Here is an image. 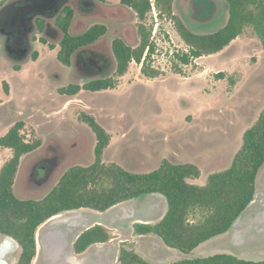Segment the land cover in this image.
<instances>
[{"label":"rangeland","instance_id":"rangeland-1","mask_svg":"<svg viewBox=\"0 0 264 264\" xmlns=\"http://www.w3.org/2000/svg\"><path fill=\"white\" fill-rule=\"evenodd\" d=\"M3 1L7 4L11 0ZM97 1L101 3V9L91 20L75 13L70 34L80 35L96 24H103L108 31L100 41V48L112 51L115 39H122L129 46L136 47L139 38L136 28L138 21L134 12L122 6L120 0ZM193 1L196 0H176L174 3L175 14L181 17L191 31L211 34L226 25L229 13L226 14L225 3L215 0V7L208 13L202 9L195 13ZM222 1L227 4L226 0ZM216 7L219 8V13L216 12ZM156 32L160 51L156 56L155 66L164 70L165 76L148 79L142 74L139 65L131 63L124 76L116 77L114 62L107 75L116 81L115 88L107 92L84 91L75 102L68 96L60 95L57 88L71 83L83 86L90 81L78 80L74 76V68L65 66L58 60L59 42H51L38 32L34 40L40 41L33 44L30 57L21 65V70L17 71L0 38V136L34 111L33 123L37 124L38 133L29 125L23 129V135L29 142L40 138L44 144L43 149L39 148V151L37 149L30 153L23 160V164L21 162L14 187L18 198L25 200L37 197L34 193L35 185L29 183L36 157L41 154L50 159L62 153L58 148H45L51 145L53 136L60 137L64 146L74 142L77 136L82 141L87 139L85 130L68 126L64 122L65 118L78 122L79 113L94 114L104 125L107 123L104 121L107 116H126L125 124L136 126L132 136L157 138L153 144L135 139L129 144L131 148L124 147V155H121L123 162H118L131 171L148 173L160 167L164 160L172 161L175 155L181 163L199 164L204 177L208 178L212 173L221 171L213 170V156L219 154L231 161L234 159L242 147L245 131L255 124L264 109V49L260 40L251 29H247L222 52L203 61L205 67L221 72L233 71L228 75L237 80V85L231 88L226 80L218 81L213 74H202L198 63L196 68L185 67L186 77L175 74L170 61L172 52L184 51L186 46L182 45L169 21H159L155 27ZM164 34L169 36V41L164 39ZM36 49L42 54L34 61L32 54L37 52ZM4 83L12 89L10 101ZM67 105L70 107L65 109ZM18 108L24 117L17 116ZM202 114L207 115L206 119L195 121L190 127L188 122ZM116 129L120 130V126H116ZM206 130H214L215 133L207 134L204 132ZM224 131H231L232 134L224 135ZM84 134L86 137L82 136ZM165 137L170 139L166 140ZM239 139L240 146L237 149ZM89 144L86 147L87 152ZM60 157L62 158L61 155ZM40 169L45 173L44 167ZM44 183L46 185L48 181ZM4 239L5 236L0 235V242ZM174 251L176 253L172 262L179 261L177 259L180 256L181 260L188 259L184 257V253ZM211 254L199 253L198 257H209ZM252 254L257 255H251L254 257L246 260L264 261V247L253 250ZM19 255L20 248L16 243V250L7 258L8 264H17ZM45 257L44 254L40 259H35L34 264H43Z\"/></svg>","mask_w":264,"mask_h":264},{"label":"trees","instance_id":"trees-1","mask_svg":"<svg viewBox=\"0 0 264 264\" xmlns=\"http://www.w3.org/2000/svg\"><path fill=\"white\" fill-rule=\"evenodd\" d=\"M176 0H120L122 6L131 9L137 18L139 44L129 46L122 39H115L112 50L116 61L115 76H124L131 63L141 67L148 79L165 76V71L155 66L159 53L155 27L159 21H169L188 48L171 55V68L175 74L185 76V67L196 68V60L218 54L233 41L251 29L264 49V0H226L229 19L226 25L211 34H197L175 14ZM4 1H0V8ZM155 14L157 16H155ZM74 12L69 7L58 19L57 25L64 37L60 43L58 60L70 67L75 52L104 37L108 28L96 24L80 35H72L69 27ZM43 31V24L40 32ZM169 41V36L164 34ZM44 43L45 40H43ZM54 49L53 46H51ZM39 54L33 55V60ZM16 70L20 67L16 66ZM216 80H227L231 88L237 80L225 72L215 74ZM116 81L109 75L83 86L71 84L59 92L75 96L80 91H106L114 89ZM4 88L9 93L8 85ZM79 119L96 135L95 161L92 165L69 168L52 191L41 200L20 199L15 194V183L21 160L41 147L40 140L26 141L23 121L15 123L0 137V147L13 151V157L0 170V235L13 239L20 248L17 264H34L37 256V233L48 220L64 212L93 209L106 211L125 201L159 193L168 202V212L157 224H136V235L154 234L173 249L190 253L202 243L227 233L236 220L255 200L257 178L264 166V109L255 124L245 131L243 144L229 168L215 172L204 186L190 184L197 179L200 169L190 163L179 164L164 160L160 167L149 173H132L117 164H105L103 155L109 146L110 135L94 116L82 113ZM113 238L103 226L84 231L74 243L76 254H82L94 244L106 243ZM120 264H151L135 250L124 244L120 249ZM171 264H264V261L240 259L229 254H216Z\"/></svg>","mask_w":264,"mask_h":264},{"label":"crops","instance_id":"crops-1","mask_svg":"<svg viewBox=\"0 0 264 264\" xmlns=\"http://www.w3.org/2000/svg\"><path fill=\"white\" fill-rule=\"evenodd\" d=\"M219 1L221 3H225L227 7L225 1L222 0ZM214 3H216L215 0L193 1L192 2L193 11H195V13L196 12L198 13L199 12L198 10L202 9V11H206V13H208L215 7L216 4ZM216 12L219 13L218 7H216ZM227 13H228V9L226 8V14ZM180 41L182 45L186 46V44L183 42L182 39ZM58 52L59 51H57V56H58ZM37 53L39 54L38 56L39 59L42 53L39 50L37 51ZM205 59H207V57H202L196 60V63H198L201 70L200 72L202 74L206 73L210 75L211 74L215 75L221 72V70H215L210 67H205L203 65V61ZM21 68L22 66L17 71H20ZM232 72H225V73L228 74ZM220 81H224V80H220ZM69 85L70 84L57 88L58 93L60 95H63L59 92V90L68 87ZM8 89H9V93L7 94V96L10 101L12 89L10 86H8ZM107 91L108 90L104 92ZM82 92L84 91H80V93H78L75 96H68V95H63V96H68L69 98L74 99L73 101L75 102L77 101L75 99L79 97ZM69 107L70 105H67L65 109H68ZM80 114L81 113L77 114L78 122H72L68 118L67 119L65 118L64 122L68 126H74L76 129L85 130L84 133L86 134L87 137L85 136V134L82 136L86 137L87 139L83 140L84 141L83 142L81 138L78 139L77 136L76 138H74L73 140L74 142H72L70 145L64 146L60 137L58 136L52 137V141H56L57 143H59L61 147L60 149L62 150V153L60 152L58 156L60 157L61 155L62 158L61 157H60L61 159L59 157L56 158L54 171L48 183L46 185L41 184L34 187L35 188L34 193L35 195H37L36 199L34 200H41L45 198L52 191V189L58 184L61 177L69 168L73 166L87 167L94 163L95 147L97 144L96 135L86 123L82 122L79 119ZM204 114L199 116V118L193 119L192 122L187 121L189 126L190 127L191 125L193 126L195 121H201V120L204 121L207 117V115L204 116ZM17 116L24 117V114L21 112L19 108L17 109ZM93 116L111 137L109 146L104 151L103 162L105 164H117L126 171L132 173H139L136 171L128 170L125 167V165H123V163L122 165L121 163H119V162H123L121 155L122 154L124 155V153H122V151L126 147H130L129 144L130 143L132 144V142H134L135 139H139L144 143L153 144L157 138L155 136L150 137L144 135L132 136V134L136 130V126L135 124H125L126 116H122V115L116 116L115 114L110 115L109 118L107 116V118H104V121L107 122L106 125L102 124L100 120L96 117V115L93 114ZM21 121L25 123L24 128H27V126L32 125L36 133H38L37 131L38 126L37 124L33 123L34 111L30 112ZM116 126L118 127L120 126V130H117ZM8 131L9 130H7L6 133ZM204 132H207V134L215 133L214 130H206ZM230 132L231 131H224L223 134L230 136L232 134ZM22 134H23V130H22ZM165 139L169 140L170 138L165 137ZM38 140L41 141L40 149L41 148L43 149L44 144L42 140L40 138H38ZM88 143L90 144L88 148L89 151L87 152L86 147ZM239 146H240V139L238 140L237 149ZM40 149H38L37 151H39ZM28 156L29 154L22 158L21 160L22 164H23V160ZM12 157H13V151L11 149L0 147V170L2 169L3 165L7 161H9ZM172 161L179 164H186L179 162L177 156L175 155L173 156ZM68 162H73V163H69L70 164L69 165ZM211 162L212 165L214 166V167L212 166L213 170L223 171L231 166L233 160L231 161L226 157L223 158L219 154H216L211 159ZM198 165L195 166H197L201 171L200 177L197 179H188V182L190 184L204 186L207 184L209 176L208 178H205L203 175V171ZM167 212H168L167 199L165 198V196L159 193H152L141 196L140 198L137 199H132L129 201L122 202L103 212L96 211L93 209H86V208L64 212L63 214H60L48 220L39 228L37 233L38 252L36 259H40L45 254L46 257L44 259L46 260L42 261L43 264H47V263L48 264H120L119 263L120 249L124 244H127V246L130 249L135 250L137 254H139L144 260H146L151 264H171L172 260H174V253H176L174 250L176 249L168 247L160 237L154 234L136 235L134 232V226L136 224H157L163 220ZM94 226L105 227L111 232L113 238L109 242L97 243L92 245L91 247L88 248L86 252L82 254H76L74 251V243L84 231ZM214 239L217 240L214 241ZM263 247H264V166L260 170V173L257 178V190H256L255 200L236 220V222L231 227V229L223 235L217 236L213 239H210L202 243L192 252L188 254L184 253V257H188V259L186 260L197 259L200 258L198 257L199 253L207 252V253H212L209 256H213L216 254H229L236 256L240 259L246 260L249 259L250 257L251 258L254 257L251 255H257V254H252L253 250ZM181 258L182 257L180 256V258L177 260L180 261Z\"/></svg>","mask_w":264,"mask_h":264},{"label":"flooded vegetation","instance_id":"flooded-vegetation-1","mask_svg":"<svg viewBox=\"0 0 264 264\" xmlns=\"http://www.w3.org/2000/svg\"><path fill=\"white\" fill-rule=\"evenodd\" d=\"M100 4L97 0H11L4 4L0 10V38L14 68L20 67L26 62L33 50V44L40 41V39L34 40V38L40 32L41 24H43L41 34L51 42H59L60 45L64 33L57 25V21L63 15L64 10L69 7L73 10L74 15L79 13L91 20L93 15L99 13ZM102 38L90 45L81 46L75 52L70 67L74 68V76L78 80L91 82L100 79L111 70L114 62L116 63L113 50L107 51L100 48ZM22 52H25V56H22ZM50 146L60 149V145L56 141H52L51 145L49 144L45 148ZM58 155L48 159L39 154L31 171L29 183L37 186L49 181ZM42 167L45 168V173L40 169Z\"/></svg>","mask_w":264,"mask_h":264},{"label":"bare ground","instance_id":"bare-ground-1","mask_svg":"<svg viewBox=\"0 0 264 264\" xmlns=\"http://www.w3.org/2000/svg\"><path fill=\"white\" fill-rule=\"evenodd\" d=\"M15 250H16V243L13 239L5 238L2 242H0V264H8L7 258Z\"/></svg>","mask_w":264,"mask_h":264},{"label":"built area","instance_id":"built-area-1","mask_svg":"<svg viewBox=\"0 0 264 264\" xmlns=\"http://www.w3.org/2000/svg\"><path fill=\"white\" fill-rule=\"evenodd\" d=\"M155 16H157V15L155 14ZM184 51H185V52H188V48H187V46H186V49H184ZM174 52H179V50H174ZM174 52H172V54H173ZM26 141H27V140H26Z\"/></svg>","mask_w":264,"mask_h":264},{"label":"water","instance_id":"water-1","mask_svg":"<svg viewBox=\"0 0 264 264\" xmlns=\"http://www.w3.org/2000/svg\"><path fill=\"white\" fill-rule=\"evenodd\" d=\"M22 56H25V52H22ZM7 238H10V237H7Z\"/></svg>","mask_w":264,"mask_h":264}]
</instances>
